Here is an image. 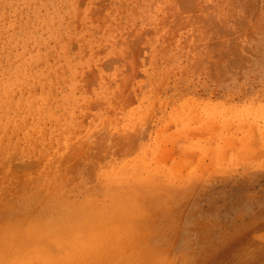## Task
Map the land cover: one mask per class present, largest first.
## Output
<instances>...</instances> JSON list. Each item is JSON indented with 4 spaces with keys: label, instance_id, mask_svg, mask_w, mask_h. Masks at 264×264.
Instances as JSON below:
<instances>
[{
    "label": "rangeland",
    "instance_id": "rangeland-1",
    "mask_svg": "<svg viewBox=\"0 0 264 264\" xmlns=\"http://www.w3.org/2000/svg\"><path fill=\"white\" fill-rule=\"evenodd\" d=\"M0 264H264V0H0Z\"/></svg>",
    "mask_w": 264,
    "mask_h": 264
},
{
    "label": "bare ground",
    "instance_id": "bare-ground-1",
    "mask_svg": "<svg viewBox=\"0 0 264 264\" xmlns=\"http://www.w3.org/2000/svg\"><path fill=\"white\" fill-rule=\"evenodd\" d=\"M105 130V129H104ZM102 136V135H101ZM101 139H102V137H101ZM103 139H105V138H103ZM11 174H12V172H11Z\"/></svg>",
    "mask_w": 264,
    "mask_h": 264
}]
</instances>
